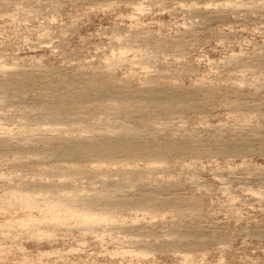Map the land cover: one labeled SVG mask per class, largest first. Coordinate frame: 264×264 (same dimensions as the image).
<instances>
[{"label": "rangeland", "instance_id": "obj_1", "mask_svg": "<svg viewBox=\"0 0 264 264\" xmlns=\"http://www.w3.org/2000/svg\"><path fill=\"white\" fill-rule=\"evenodd\" d=\"M0 264H264V0H0Z\"/></svg>", "mask_w": 264, "mask_h": 264}]
</instances>
